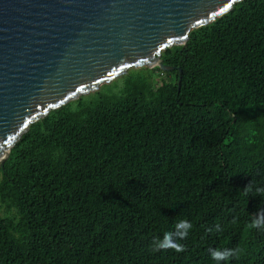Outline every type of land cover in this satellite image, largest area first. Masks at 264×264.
I'll return each mask as SVG.
<instances>
[{
    "label": "trees",
    "instance_id": "obj_1",
    "mask_svg": "<svg viewBox=\"0 0 264 264\" xmlns=\"http://www.w3.org/2000/svg\"><path fill=\"white\" fill-rule=\"evenodd\" d=\"M161 59L175 70L131 69L11 149L0 264H264V0ZM165 232L184 251L156 250Z\"/></svg>",
    "mask_w": 264,
    "mask_h": 264
},
{
    "label": "water",
    "instance_id": "obj_2",
    "mask_svg": "<svg viewBox=\"0 0 264 264\" xmlns=\"http://www.w3.org/2000/svg\"><path fill=\"white\" fill-rule=\"evenodd\" d=\"M242 1L0 0V165L51 111L131 69L174 71L162 52Z\"/></svg>",
    "mask_w": 264,
    "mask_h": 264
},
{
    "label": "clouds",
    "instance_id": "obj_3",
    "mask_svg": "<svg viewBox=\"0 0 264 264\" xmlns=\"http://www.w3.org/2000/svg\"><path fill=\"white\" fill-rule=\"evenodd\" d=\"M246 190H249V188L246 187ZM264 191V190H261ZM264 225V223H261L259 219H256L252 222L253 227H260ZM177 229L183 228L185 231L183 232H177L176 235L180 238L183 239L187 236L188 229L191 228V224L189 222H181L179 224H176L175 226ZM156 238L155 240H157ZM154 240V241H155ZM156 250L160 249H173L175 252H181L184 251V245L177 243L176 240H173L172 238V232H165L163 235V240L160 241L159 243L155 244ZM235 250H229L225 249L223 251L220 250H212L211 256L213 259L219 261V260H228L234 255Z\"/></svg>",
    "mask_w": 264,
    "mask_h": 264
},
{
    "label": "rangeland",
    "instance_id": "obj_4",
    "mask_svg": "<svg viewBox=\"0 0 264 264\" xmlns=\"http://www.w3.org/2000/svg\"><path fill=\"white\" fill-rule=\"evenodd\" d=\"M119 78H120V77H119ZM119 78H117V79H119ZM117 79H116V80H117ZM116 80H114V81H116ZM111 83H112V82H111ZM111 83H109V84H111ZM100 89H101V87H100Z\"/></svg>",
    "mask_w": 264,
    "mask_h": 264
}]
</instances>
